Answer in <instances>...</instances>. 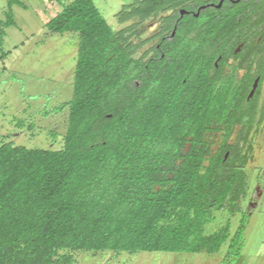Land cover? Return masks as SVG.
I'll return each instance as SVG.
<instances>
[{
	"label": "trees",
	"instance_id": "1",
	"mask_svg": "<svg viewBox=\"0 0 264 264\" xmlns=\"http://www.w3.org/2000/svg\"><path fill=\"white\" fill-rule=\"evenodd\" d=\"M50 1L60 10L47 34L77 41L71 97L53 110L67 107V124L56 148L0 140V264H72L77 251L211 255L225 243L233 264L248 220L252 140L264 123V0H225L199 16L201 31L248 29L247 54H261L252 96L254 75L209 86L183 82L178 67L165 75L159 55L133 57L134 24L143 29L188 0L122 4L114 23L94 0ZM15 4L24 7L7 0L0 19V60ZM259 180L264 190V173ZM224 211L242 212L240 223L208 229Z\"/></svg>",
	"mask_w": 264,
	"mask_h": 264
},
{
	"label": "rangeland",
	"instance_id": "2",
	"mask_svg": "<svg viewBox=\"0 0 264 264\" xmlns=\"http://www.w3.org/2000/svg\"><path fill=\"white\" fill-rule=\"evenodd\" d=\"M13 5L15 26L5 28L3 49L7 55L0 60V140L27 147L56 148L61 145L67 124V107L53 111L71 97L72 73L77 50L72 34H47L44 23L60 10L50 0H20ZM69 2L70 0H64ZM131 0H94L101 14L111 23L122 4ZM7 0H0V19L4 20ZM264 94V82L262 85ZM24 125H16L18 120ZM32 124L28 129L27 125ZM51 133H55L53 136ZM253 158L248 163L250 190L241 202L248 213L243 230L239 258L233 264H264V190L259 177L264 173V123L253 138ZM242 212H218L208 226L215 229L228 219L232 230L240 223ZM226 243L220 252H126L77 251L72 264H229Z\"/></svg>",
	"mask_w": 264,
	"mask_h": 264
},
{
	"label": "flooded vegetation",
	"instance_id": "3",
	"mask_svg": "<svg viewBox=\"0 0 264 264\" xmlns=\"http://www.w3.org/2000/svg\"><path fill=\"white\" fill-rule=\"evenodd\" d=\"M224 3L225 0H212L195 5L188 0V5L178 8L174 15L168 9L155 18L148 17L143 29L141 25L136 28L135 19H131L134 27L130 31V40L133 45L140 44L135 48L133 57L138 59L143 56V61L150 63L156 61L159 55L161 71L171 75L174 73L171 67H178L176 74H182L183 82L204 79L209 86L215 83L241 84L248 75H254L252 85L256 80L258 84L260 75L256 74V69L261 54H247V28L200 30V14L209 6L221 8ZM150 70H147L148 76ZM133 81L138 83L136 79Z\"/></svg>",
	"mask_w": 264,
	"mask_h": 264
},
{
	"label": "water",
	"instance_id": "4",
	"mask_svg": "<svg viewBox=\"0 0 264 264\" xmlns=\"http://www.w3.org/2000/svg\"><path fill=\"white\" fill-rule=\"evenodd\" d=\"M256 86H257V80L254 82V84H253V86H252V89H251L250 92H249V96H252V95H253Z\"/></svg>",
	"mask_w": 264,
	"mask_h": 264
}]
</instances>
